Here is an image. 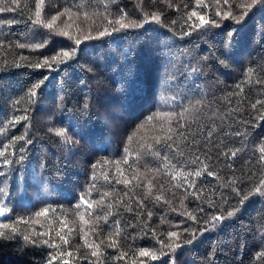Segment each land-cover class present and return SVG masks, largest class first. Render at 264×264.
<instances>
[{
	"label": "trees",
	"instance_id": "trees-1",
	"mask_svg": "<svg viewBox=\"0 0 264 264\" xmlns=\"http://www.w3.org/2000/svg\"><path fill=\"white\" fill-rule=\"evenodd\" d=\"M262 190L264 0H0V264H264Z\"/></svg>",
	"mask_w": 264,
	"mask_h": 264
},
{
	"label": "snow or ice",
	"instance_id": "snow-or-ice-1",
	"mask_svg": "<svg viewBox=\"0 0 264 264\" xmlns=\"http://www.w3.org/2000/svg\"><path fill=\"white\" fill-rule=\"evenodd\" d=\"M36 15H37V21H36V22H39V16H40L39 6H38V9H37V13H36ZM192 15H193V16H196L197 13L193 12ZM217 15H220V13L217 12ZM224 18H227V16H225ZM198 19L200 20V24H201V26H203V25L209 23V21L206 20V19L204 18L203 15L198 16ZM117 23H120V22L117 21ZM120 26H121L122 28L125 27L124 24H121ZM48 27H52V25L49 24ZM65 35H67V33H65ZM100 35L103 36L104 33L101 32ZM77 43H79V41H77ZM230 49H231V45L229 44V45H227V50L230 51ZM228 51H226V53H225L224 56L222 57V59L225 60V61L228 59ZM63 56H64V57H69V56H70V53H69L68 51H65V52H63ZM54 59H55V57H54ZM33 95H36V93H33ZM149 118H151V117H149ZM57 135L63 136L64 133H63L62 131H60V132H57ZM195 175H196L197 177H199V176L201 175V173H200L199 171H197V172L195 173ZM262 191H264V190H262ZM157 199H159V197H157ZM0 212H3V209H0ZM46 213H47V210H45V212L40 213V215H46ZM232 215H233V213H231V212L228 213V216H229V217H231ZM221 219H222L221 216H215V217H214V220H217V221H219V220H221ZM0 227L7 228V225H0ZM170 235H174V233H170ZM0 238H3V239H5V240H8V239H11L12 237H11V236H7V235H4L3 233H0ZM27 239H28V237L25 236V240H27ZM52 246L54 247V245H52ZM92 255L95 256L96 253L93 252ZM140 255H142V256H147V255H149V253H148L147 251H143V252L140 253ZM64 264H68V262H67V261H64Z\"/></svg>",
	"mask_w": 264,
	"mask_h": 264
},
{
	"label": "bare ground",
	"instance_id": "bare-ground-1",
	"mask_svg": "<svg viewBox=\"0 0 264 264\" xmlns=\"http://www.w3.org/2000/svg\"><path fill=\"white\" fill-rule=\"evenodd\" d=\"M44 2H46V1H44ZM46 4V3H45ZM47 5V4H46ZM51 5V4H50ZM53 6V5H52ZM56 6V5H55ZM54 7V6H53ZM52 7V8H53ZM49 11V10H48ZM24 15V14H23ZM14 16V15H13ZM21 16V15H20ZM32 16V15H31ZM25 18V17H24ZM14 19V18H13ZM24 21H26V20H24ZM27 24V23H26ZM53 24V23H52ZM47 28V27H46ZM51 30V29H50ZM33 31H35V30H33ZM51 32V31H50ZM26 33V32H25ZM48 35V34H47ZM43 36V35H42ZM37 78V77H36ZM38 78H39V76H38ZM41 78V77H40ZM25 81V80H24ZM40 81V80H39ZM42 81V80H41ZM36 82V81H35ZM79 82V81H78ZM29 83V82H28ZM27 87H28V85H27ZM29 88V87H28ZM79 88V87H78ZM76 90V89H75ZM81 95H82V93H81ZM193 184V183H192ZM195 187V186H194ZM202 186H200V188H201ZM199 188V189H200ZM198 192V191H197ZM245 205V204H244ZM254 205V204H253ZM240 206V205H239ZM255 206V205H254ZM244 207V206H243ZM254 210H256V209H254ZM176 217V216H175ZM235 223V222H234ZM190 228H188V230H189ZM185 231V230H184ZM185 233V232H184ZM189 242V241H188ZM139 262V261H138Z\"/></svg>",
	"mask_w": 264,
	"mask_h": 264
}]
</instances>
